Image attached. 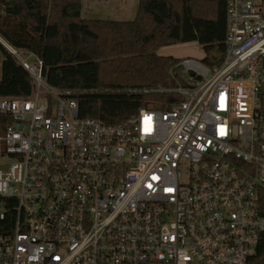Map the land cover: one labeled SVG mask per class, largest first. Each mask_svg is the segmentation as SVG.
Segmentation results:
<instances>
[{
    "label": "built area",
    "instance_id": "obj_1",
    "mask_svg": "<svg viewBox=\"0 0 264 264\" xmlns=\"http://www.w3.org/2000/svg\"><path fill=\"white\" fill-rule=\"evenodd\" d=\"M0 44L33 83L0 98V264H250L264 233V0H228L221 65L179 61L149 91L175 97L168 109L119 125L79 117L80 92Z\"/></svg>",
    "mask_w": 264,
    "mask_h": 264
},
{
    "label": "trees",
    "instance_id": "obj_2",
    "mask_svg": "<svg viewBox=\"0 0 264 264\" xmlns=\"http://www.w3.org/2000/svg\"><path fill=\"white\" fill-rule=\"evenodd\" d=\"M227 2L138 0L134 19L117 22L82 20L81 0H0V38L39 57L48 85L80 92L79 117L119 125L140 109H168L163 104L176 99L149 92L169 87L168 71L179 62L159 56L160 49L196 42L202 64L221 65ZM32 88L29 74L0 44V98H25ZM259 211L264 216V189ZM250 264H264V233Z\"/></svg>",
    "mask_w": 264,
    "mask_h": 264
},
{
    "label": "rangeland",
    "instance_id": "obj_3",
    "mask_svg": "<svg viewBox=\"0 0 264 264\" xmlns=\"http://www.w3.org/2000/svg\"><path fill=\"white\" fill-rule=\"evenodd\" d=\"M137 4L138 0H81L80 17L86 21L128 22L134 19ZM158 55L179 61L191 59L199 62L204 57L202 48L196 42L162 48ZM1 210L0 204V212Z\"/></svg>",
    "mask_w": 264,
    "mask_h": 264
}]
</instances>
